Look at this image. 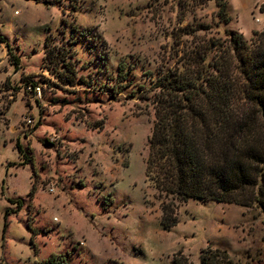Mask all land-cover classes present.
Returning a JSON list of instances; mask_svg holds the SVG:
<instances>
[{
    "label": "rangeland",
    "instance_id": "374dc122",
    "mask_svg": "<svg viewBox=\"0 0 264 264\" xmlns=\"http://www.w3.org/2000/svg\"><path fill=\"white\" fill-rule=\"evenodd\" d=\"M227 1L229 22L217 0H0V264H264L261 206L146 175L152 81L264 28V0Z\"/></svg>",
    "mask_w": 264,
    "mask_h": 264
},
{
    "label": "trees",
    "instance_id": "16d2710c",
    "mask_svg": "<svg viewBox=\"0 0 264 264\" xmlns=\"http://www.w3.org/2000/svg\"><path fill=\"white\" fill-rule=\"evenodd\" d=\"M217 5L218 18L229 22L228 1ZM254 34L201 39L184 51L181 69L152 81L158 92L146 175L162 192L264 211V28ZM163 211L164 227L176 226Z\"/></svg>",
    "mask_w": 264,
    "mask_h": 264
},
{
    "label": "built area",
    "instance_id": "2783aa9c",
    "mask_svg": "<svg viewBox=\"0 0 264 264\" xmlns=\"http://www.w3.org/2000/svg\"><path fill=\"white\" fill-rule=\"evenodd\" d=\"M257 21H260V19H259V18H257Z\"/></svg>",
    "mask_w": 264,
    "mask_h": 264
}]
</instances>
